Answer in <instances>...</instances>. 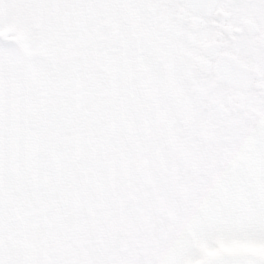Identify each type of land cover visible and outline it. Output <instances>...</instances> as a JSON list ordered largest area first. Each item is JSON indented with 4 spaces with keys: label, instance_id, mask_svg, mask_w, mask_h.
Returning <instances> with one entry per match:
<instances>
[{
    "label": "snow or ice",
    "instance_id": "1",
    "mask_svg": "<svg viewBox=\"0 0 264 264\" xmlns=\"http://www.w3.org/2000/svg\"><path fill=\"white\" fill-rule=\"evenodd\" d=\"M0 264H264V0H0Z\"/></svg>",
    "mask_w": 264,
    "mask_h": 264
}]
</instances>
